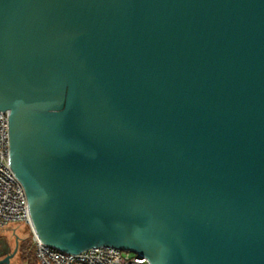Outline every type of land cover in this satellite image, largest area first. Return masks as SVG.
I'll list each match as a JSON object with an SVG mask.
<instances>
[{"label": "water", "instance_id": "water-1", "mask_svg": "<svg viewBox=\"0 0 264 264\" xmlns=\"http://www.w3.org/2000/svg\"><path fill=\"white\" fill-rule=\"evenodd\" d=\"M0 110L43 243L264 264V0H0Z\"/></svg>", "mask_w": 264, "mask_h": 264}, {"label": "built area", "instance_id": "built-area-1", "mask_svg": "<svg viewBox=\"0 0 264 264\" xmlns=\"http://www.w3.org/2000/svg\"><path fill=\"white\" fill-rule=\"evenodd\" d=\"M11 223H24L31 229L38 264H150L145 255L128 250L123 253L114 246L101 245L70 253L38 238L32 227L24 187L10 167L8 111L0 110V229Z\"/></svg>", "mask_w": 264, "mask_h": 264}, {"label": "rangeland", "instance_id": "rangeland-1", "mask_svg": "<svg viewBox=\"0 0 264 264\" xmlns=\"http://www.w3.org/2000/svg\"><path fill=\"white\" fill-rule=\"evenodd\" d=\"M0 237L9 244V250L0 254V259L14 252L9 259V264H38L34 253L32 231L27 225L11 223L0 229ZM126 251L123 250V253Z\"/></svg>", "mask_w": 264, "mask_h": 264}, {"label": "flooded vegetation", "instance_id": "flooded-vegetation-1", "mask_svg": "<svg viewBox=\"0 0 264 264\" xmlns=\"http://www.w3.org/2000/svg\"><path fill=\"white\" fill-rule=\"evenodd\" d=\"M8 250H9L8 242L4 238L0 237V254L6 253Z\"/></svg>", "mask_w": 264, "mask_h": 264}]
</instances>
